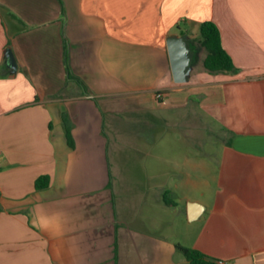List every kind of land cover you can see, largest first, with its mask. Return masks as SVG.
<instances>
[{"label": "crops", "instance_id": "1", "mask_svg": "<svg viewBox=\"0 0 264 264\" xmlns=\"http://www.w3.org/2000/svg\"><path fill=\"white\" fill-rule=\"evenodd\" d=\"M206 20L237 70L204 68ZM179 124L209 157H175ZM177 243L264 264V0H0V264H190Z\"/></svg>", "mask_w": 264, "mask_h": 264}, {"label": "trees", "instance_id": "2", "mask_svg": "<svg viewBox=\"0 0 264 264\" xmlns=\"http://www.w3.org/2000/svg\"><path fill=\"white\" fill-rule=\"evenodd\" d=\"M196 42L206 52L202 64L207 71L218 73L237 70L231 55L222 44L221 33L216 23L211 20L202 22L200 25V34ZM67 132L69 136V129H67ZM47 184V176H40L37 179L36 186L38 188L45 187ZM176 247L186 256L190 264H223L199 249L184 246L179 243L176 244Z\"/></svg>", "mask_w": 264, "mask_h": 264}, {"label": "water", "instance_id": "3", "mask_svg": "<svg viewBox=\"0 0 264 264\" xmlns=\"http://www.w3.org/2000/svg\"><path fill=\"white\" fill-rule=\"evenodd\" d=\"M166 44L174 81L177 83L187 81L192 70L193 56L188 37L173 34L167 38ZM6 56L8 58V65L13 71H16L18 65L12 49H7ZM188 206L189 219H193L201 213V205H197L195 202H190Z\"/></svg>", "mask_w": 264, "mask_h": 264}, {"label": "rangeland", "instance_id": "4", "mask_svg": "<svg viewBox=\"0 0 264 264\" xmlns=\"http://www.w3.org/2000/svg\"><path fill=\"white\" fill-rule=\"evenodd\" d=\"M189 118V117H188ZM188 118H184L183 121H179L180 123L185 122V121H190ZM174 119V118H173ZM180 120V118H179ZM190 125L187 124V128H189ZM185 129L184 124H179L176 126V129H171V130H166V138H171L172 146H175V157H177L178 160H182L183 156L185 155V151H187L188 155H191L194 159H203L204 157H207L208 155L205 156L204 151H208L209 148H211V145L209 141H204L201 146H195L191 145V138L188 137L187 140H185V133H189L190 131ZM186 141V142H185ZM209 157V156H208ZM212 159V155H210V160ZM208 195L206 199H208L211 195Z\"/></svg>", "mask_w": 264, "mask_h": 264}, {"label": "built area", "instance_id": "5", "mask_svg": "<svg viewBox=\"0 0 264 264\" xmlns=\"http://www.w3.org/2000/svg\"><path fill=\"white\" fill-rule=\"evenodd\" d=\"M157 98H160L162 96V93H157Z\"/></svg>", "mask_w": 264, "mask_h": 264}]
</instances>
